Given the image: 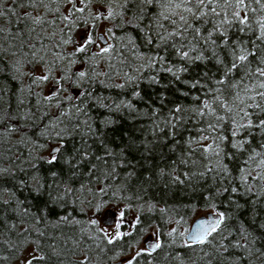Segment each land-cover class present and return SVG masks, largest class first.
I'll return each instance as SVG.
<instances>
[{
    "label": "snow or ice",
    "instance_id": "1",
    "mask_svg": "<svg viewBox=\"0 0 264 264\" xmlns=\"http://www.w3.org/2000/svg\"><path fill=\"white\" fill-rule=\"evenodd\" d=\"M9 2L12 7H6ZM18 8L25 9L22 16H17L22 27L6 30L0 25V64L4 56H9L12 63L8 67L19 84L25 78L29 80L26 89L18 85L12 93L0 79V178L19 181L11 188L0 182V264H64L69 254L78 257L69 264H92L94 250L104 252L107 245L131 235L119 231L120 225L115 232L98 227L94 217H89L86 225L71 214L49 221L47 203L67 205L73 197L76 203L78 192L90 193L92 199L86 202L99 212L106 198H115L126 190L108 181L120 175L119 168H134L135 154L140 153L143 160L156 153L164 157L165 166H157L156 176L162 182L167 178L166 187L196 189L211 181L204 200L212 208V218L200 220L191 229L172 228L168 233L172 243L181 240L188 249L199 247L205 264L264 261V247L260 246L264 236L252 230L254 226L264 231V219L259 218V210L264 208V0H0V19L16 15ZM103 21L110 26L99 33ZM124 26L141 32L155 51H140L135 37L127 33L121 41L122 49L109 43L117 39L114 30ZM76 33L82 34L79 40ZM169 51L175 60L169 58ZM93 60L104 61L109 70L98 71L99 65ZM77 63L80 70L72 71ZM208 63L216 66L219 75L205 70L185 78L192 66ZM164 75L170 78L167 82ZM48 82L54 86L47 94L34 91ZM94 82L104 88H130L133 99L107 103L106 96L96 94ZM143 83L165 90L155 93L153 100L142 94ZM70 87L80 91L62 95ZM169 88L180 96H190L191 103L169 106ZM38 96L41 98L33 104L31 98ZM89 102L108 113L99 127ZM138 103H144L145 108H139ZM52 106L58 113L49 117ZM113 110L127 112L133 119H149L151 138L138 142L128 137L125 145L114 147L106 131L117 123L111 115ZM37 121L42 123L36 126L35 136L30 135L26 128ZM182 132L187 134L178 138ZM15 133L20 138L7 148L12 155L8 157L9 166L4 167L3 141ZM256 136L261 139L253 145ZM74 137H78V143L66 154L69 150L63 142ZM53 140L60 143L51 148L48 157L37 155ZM37 160L48 165L62 160L68 179L51 171L52 182L46 185ZM28 165V179L20 178L17 173L27 172ZM134 175V171L126 173V177ZM77 180L78 188L73 186ZM146 182L154 181L148 176ZM97 184L102 186L94 190L92 186ZM24 188L37 195L47 188L49 201L44 207L26 205L17 195V189ZM221 197L233 210H219L217 201L225 203ZM138 199L143 201V196ZM144 203L148 202L143 201L141 207ZM246 205L251 206L247 208L251 216L247 223L241 219ZM154 207L149 205V210ZM123 215L120 213L121 219ZM182 221L184 217L176 223ZM77 225L75 234L63 231ZM149 243L151 248L136 250L124 264H140L141 256L162 247L158 238ZM120 255L116 252L112 259Z\"/></svg>",
    "mask_w": 264,
    "mask_h": 264
},
{
    "label": "trees",
    "instance_id": "2",
    "mask_svg": "<svg viewBox=\"0 0 264 264\" xmlns=\"http://www.w3.org/2000/svg\"><path fill=\"white\" fill-rule=\"evenodd\" d=\"M13 5L9 2L6 4V7H12ZM131 6V5H130ZM31 11V9H28ZM135 10V9H133ZM25 9L18 8L16 15L6 16L3 19H0V25L4 26L5 29L11 28L12 30H16L18 27H22V23L17 21V16H22ZM129 18H131V14H128ZM146 22V21H145ZM136 23V21H134ZM116 33L117 39L112 41L117 45V43L122 41L127 33L129 36L135 37L136 44L140 46V51L145 53H150L151 51H155L152 46L146 44L143 39V35L134 27L124 26L120 29L114 30ZM101 33V32H99ZM8 36L7 31L5 32V37ZM34 39V37H33ZM123 43L121 42V45ZM7 47V44L5 45ZM84 54H80V57L83 58ZM168 56L170 59L175 60V57L169 51ZM12 63V60L9 56L3 57V64H0V79H2L5 86L9 89L10 92L15 93L18 85L22 88H27L29 84V80L27 78L24 79L22 85L19 84V80L13 76L10 68L8 67ZM77 65H81L77 63ZM87 68V64L84 65ZM100 70V69H99ZM98 70V71H99ZM209 71L211 74H216L217 69L216 66L212 63L204 64H196L192 66L187 74H185V78L191 79L194 76H197L202 71ZM104 71V70H103ZM105 71H108L106 69ZM103 77H101L102 79ZM170 79L168 76L164 75L163 80L167 82ZM117 82L119 80L117 79ZM93 87L96 90V94H100L107 97V103H112L113 101H119L121 98L125 99H133L131 96V89H117V88H104L99 85H96L95 82ZM70 93L72 95L76 94L80 89L75 87L69 88ZM140 90L142 94L147 93L148 96H151L153 100L156 99L155 93L160 91H164L163 88H149L146 83L140 85ZM187 91V89H185ZM168 94V102L169 106L174 103L181 104H189L191 103V97H183L180 96L177 92H175L174 88H169L167 90ZM27 95V93H25ZM6 100L8 97L5 98ZM31 102L35 104L37 99L35 97L31 98ZM134 103H137L136 100H133ZM13 103H15V99L13 98ZM69 103H71L69 101ZM91 104V114L93 119L97 121V127H99V122L102 117H106L108 113L103 108H100L89 102ZM62 107H67V105H62ZM138 107L141 109L145 108L144 103H138ZM41 111H44V108H41ZM49 111V117L55 116L58 113V109L52 106ZM112 118L117 121V123L106 129L107 138L110 143L115 146H123L127 143L128 137H135L139 142L144 137L151 138V122L146 117H139L133 119L129 117L127 112H117L115 110L111 113ZM45 121L47 122V119ZM41 121H37L36 125H29L26 128V131L35 136L36 134V126L41 124ZM191 127V125H189ZM187 133H181V136L178 138H182ZM195 133H193L194 135ZM20 138L19 133L13 134L10 138H5L3 144L5 146V156L3 166L8 167L10 161L8 157L12 155V153L7 152V148L14 145L16 141ZM261 137L256 136L253 138V145L256 144ZM41 142L43 140L41 139ZM60 141L53 140L49 144V146L53 147L58 144ZM63 143L67 145L68 153L70 154V150L74 143H78V137H74L73 139H66ZM48 146V147H49ZM31 147V146H29ZM21 150L25 151L27 154V150L23 148V145L20 146ZM47 149V148H46ZM46 149L40 150L37 155H42L44 157H48L43 154ZM164 152L167 153V149H164ZM143 154H135V158L133 160L134 168L122 167L118 169L120 175L114 181H108V183L115 185H122L126 188L122 193H118L115 198H106V202L103 207L99 210V212H95L92 208L89 207L86 200L92 199L90 193H77L79 200L76 203H73L72 200L76 199L73 197L69 200L67 205L61 204L59 202H50L47 203V207L49 209V221H55L59 216L64 214H71L76 219L83 222L85 225L87 224L89 217H97L104 211L107 214L121 218L120 213H124L123 218L125 219L120 223V231L125 233H131V235H127L123 240L117 241L114 245H107L104 252H100L99 250L93 251V256L95 257L92 261V264H113L114 262L122 260L123 256L128 254L131 249L137 246L141 239L148 234L151 230H155L157 233V238L162 244V247L154 250L151 255H143L139 258L140 264H205L204 260H201V253L199 247H195L192 249H188L182 245L181 240H177L174 244L172 243V237L168 235L172 228H177L178 230L185 229L190 221L195 219L196 217L202 215V212H212V208L208 206L204 200V197L208 195V191L211 189V181L203 182L201 185L193 189L191 187H186L183 185H171L169 187L165 186V182H162L156 176L157 166L164 167V157L161 156L160 153H156L153 157L148 160L141 159ZM36 163L40 168V176L42 177L44 183L47 185L52 182L51 171H56L60 173L61 177L64 179H68L66 175V170L63 167V161L61 160L56 165H48L43 160H37ZM233 164L237 163L236 161L231 162ZM28 171L23 173H17V175L22 179H28L31 173V165L27 166ZM128 171H134L135 175L132 177H126V173ZM151 176L154 182H146V177ZM0 182L5 183L8 187H13L17 185L19 181L13 177L0 178ZM85 182H87V178H85ZM74 187H79V180L73 183ZM102 184L93 185V189L101 187ZM34 188L35 185L33 184ZM17 195L20 199L25 200L26 205H32L33 208L36 206L44 207L46 202L49 201L48 190L45 188L44 192L39 193L38 195L31 191L29 188L17 189ZM143 196V201H147L148 203H144L143 207L141 204L143 201L138 199V197ZM121 197H127V199H123ZM7 196H5V199ZM220 200H225L224 197H221ZM243 203V200L241 201ZM219 205L220 211H231L233 210L230 205H227L226 200L225 203H220L217 201ZM149 205H155L152 210H149ZM251 207L250 205H246L245 211L241 217V219L247 223L251 216L249 215L247 208ZM161 209H168L167 212L161 211ZM184 217V221L180 224H177L176 221L180 218ZM139 218V220H137ZM259 218L264 219V208L259 210ZM98 227L100 225L98 224ZM79 229V225L73 228L72 226L66 227L63 231L66 234H75ZM252 230L256 231L258 236H264V231H257L254 226H252ZM51 232L52 229H49ZM56 235H59V232H56ZM149 236V235H148ZM151 236V235H150ZM154 237V238H156ZM146 238V237H145ZM91 243V241H89ZM106 244V242H105ZM260 246L264 247V241L260 242ZM71 247V244H69ZM67 252V250H66ZM116 252H120L121 255L116 259H112L115 256ZM5 255H8V252L5 251ZM78 259L77 256L68 255V258L65 260L64 264H69L70 260ZM207 259V258H205ZM5 264H12V262H5ZM121 264H124L122 261ZM257 264H264V261H257Z\"/></svg>",
    "mask_w": 264,
    "mask_h": 264
},
{
    "label": "rangeland",
    "instance_id": "3",
    "mask_svg": "<svg viewBox=\"0 0 264 264\" xmlns=\"http://www.w3.org/2000/svg\"><path fill=\"white\" fill-rule=\"evenodd\" d=\"M108 26H110L108 21H103V22H101L100 25H99V27H98V29H97V32H101V33L105 32ZM81 35H82L81 33H76V39L79 40L80 37H81ZM109 43L115 44V43L112 41V39L109 40ZM116 46H117L118 48H121V49L123 48V44L121 45V42H120V41L117 43ZM92 48H93V50L98 51V48H96L95 45H93ZM69 50H70V49H69ZM124 55L129 56V57L131 56V54H130V53H127V52H125ZM112 59H113L114 62H116V60H117L116 57H113ZM92 63H94V64H98V65H99L97 70L102 69V70L105 71L106 69H108V66H107V64H106L104 61H95V60H93ZM80 68H81V65H77V64H75V65L72 66L71 70H72V71H79ZM108 70H109V69H108ZM25 71H27V69H25ZM37 74H40L39 71H37ZM119 82H122V81H119ZM53 86H54V85H53L52 82H48V83H46L45 85H43L42 87L34 89V91L37 92V93H40L41 95H44V94H47L48 92H50V91L52 90ZM62 95H72V94L70 93V90H68L67 93H62ZM35 98H36L37 100H39L41 97L38 96V97H35ZM52 145H57V144H52ZM50 150H51V146H49V147L43 152V154H45V155L48 156ZM201 214H206V213H205V212H202ZM107 217H109V215L106 213V211H104V212H102V213L97 217V220L99 221V225H100V227H101V228H104L105 230H107V231H109V232H115V231H117V225H120V223H121L122 221L125 220V219H121V218H119V217H116L115 219L113 218L114 220H112V222H108V221L105 222V220L107 219ZM104 222H105V223H104ZM191 222H192V221H190V222L188 223V225H187V227H186L185 229H189V225H190ZM118 230L120 231V227H119ZM148 235H151V236L154 238V237L157 236V233H156L155 230H151L148 234H146V235L141 239V242H140L137 246H135L133 249H131L130 252H129L128 254H126L125 256H123L122 260H120V261H121V262H122V261H125L128 257L134 255V253H135L136 250H138V249H144V248H145V247H144V239H145V237H147Z\"/></svg>",
    "mask_w": 264,
    "mask_h": 264
},
{
    "label": "water",
    "instance_id": "4",
    "mask_svg": "<svg viewBox=\"0 0 264 264\" xmlns=\"http://www.w3.org/2000/svg\"><path fill=\"white\" fill-rule=\"evenodd\" d=\"M55 147V146H53ZM52 148V147H51ZM51 151V150H50ZM109 217H107V219L105 220V222H112L113 219V216L110 215V213L108 214ZM209 218H212V212H207L206 214H202L198 217H196L195 219L192 220V222L190 223L189 225V229H191L196 223H198L200 220H203V219H209ZM104 222V223H105ZM157 238H152L150 235L147 236L144 240V243H145V247L147 248H151V244L149 242H154L156 241ZM153 252V251H152ZM122 262L121 261H117V262H114L113 264H121Z\"/></svg>",
    "mask_w": 264,
    "mask_h": 264
},
{
    "label": "bare ground",
    "instance_id": "5",
    "mask_svg": "<svg viewBox=\"0 0 264 264\" xmlns=\"http://www.w3.org/2000/svg\"><path fill=\"white\" fill-rule=\"evenodd\" d=\"M152 237V236H151ZM153 238V237H152ZM157 238V237H156ZM154 239V238H153ZM145 240V239H144ZM144 247H145V243H144ZM146 248V247H145Z\"/></svg>",
    "mask_w": 264,
    "mask_h": 264
}]
</instances>
